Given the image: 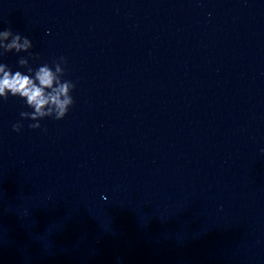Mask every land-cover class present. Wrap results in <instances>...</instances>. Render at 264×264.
<instances>
[{
	"label": "clouds",
	"instance_id": "clouds-1",
	"mask_svg": "<svg viewBox=\"0 0 264 264\" xmlns=\"http://www.w3.org/2000/svg\"><path fill=\"white\" fill-rule=\"evenodd\" d=\"M5 39L11 35L10 30L0 32ZM21 37L16 35L12 42L4 46L5 51L15 49L17 52L30 47L27 39L20 43ZM60 61L64 63V58L61 57ZM25 63V61H21ZM56 72H61L60 67L57 65ZM0 97L7 100L9 95L13 97L26 98V105L34 108V112H21V118L37 121L30 124L29 127L36 129L40 127L38 118L53 117L56 120L63 119L68 113L69 108L73 105V97L70 92L75 88V84L68 80L61 81L48 66L40 67L35 73V80L29 75H22L19 71L12 74L11 72L4 71V67L0 66ZM38 82V83H37ZM55 85V86H54ZM50 89V91H46ZM45 106L47 110H45ZM22 125L17 123L13 125V130L19 132Z\"/></svg>",
	"mask_w": 264,
	"mask_h": 264
}]
</instances>
